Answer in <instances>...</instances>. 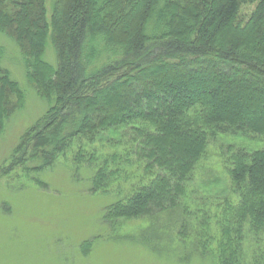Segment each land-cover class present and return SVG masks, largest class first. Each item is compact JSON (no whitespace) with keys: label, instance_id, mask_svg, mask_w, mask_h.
Here are the masks:
<instances>
[{"label":"trees","instance_id":"obj_1","mask_svg":"<svg viewBox=\"0 0 264 264\" xmlns=\"http://www.w3.org/2000/svg\"><path fill=\"white\" fill-rule=\"evenodd\" d=\"M244 4L255 8L242 20ZM0 34L48 104L1 170L41 171L76 140L105 141L118 150L75 153L94 170V191L112 190L134 161L143 170L105 222L178 208L218 134L264 136V0H0ZM3 56L0 48V134L26 102ZM223 153L238 200L216 210L215 248L201 240L202 253L218 264H264V148Z\"/></svg>","mask_w":264,"mask_h":264},{"label":"rangeland","instance_id":"obj_2","mask_svg":"<svg viewBox=\"0 0 264 264\" xmlns=\"http://www.w3.org/2000/svg\"><path fill=\"white\" fill-rule=\"evenodd\" d=\"M254 8L255 4H244L242 20ZM0 48L3 64L26 91L25 106L0 134V264H218L211 251L202 253L201 240L215 248L216 210L222 209V202L238 200L223 152L230 145L249 151L264 148V136L218 134L196 165L178 208L153 218L105 222V209L123 200L132 181L137 182L143 173L134 161L112 190L94 191V170L86 163L77 164L75 153L80 145L102 156L118 150L105 141L92 145L76 140L52 167L41 171L1 170L11 164L20 137L48 104L29 86L23 57L13 40L0 34ZM46 59L56 63L50 43ZM234 75L250 78L240 72ZM254 245L248 244L247 255Z\"/></svg>","mask_w":264,"mask_h":264}]
</instances>
